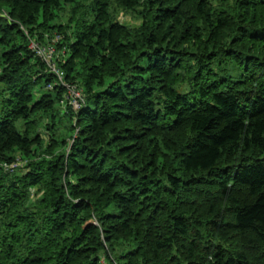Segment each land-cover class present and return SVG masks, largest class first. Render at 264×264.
<instances>
[{
    "label": "trees",
    "instance_id": "trees-1",
    "mask_svg": "<svg viewBox=\"0 0 264 264\" xmlns=\"http://www.w3.org/2000/svg\"><path fill=\"white\" fill-rule=\"evenodd\" d=\"M54 33L76 109L28 47ZM40 114L67 136L44 146ZM18 157L0 264H264V0H0V161Z\"/></svg>",
    "mask_w": 264,
    "mask_h": 264
},
{
    "label": "rangeland",
    "instance_id": "rangeland-1",
    "mask_svg": "<svg viewBox=\"0 0 264 264\" xmlns=\"http://www.w3.org/2000/svg\"><path fill=\"white\" fill-rule=\"evenodd\" d=\"M214 3L217 2V0H212ZM88 4V1L85 2H81L79 5L77 6H71V5H65L63 6V8L59 11V17L56 19V23H60V24H67L69 23L70 25L73 23H77L82 17H86L87 19L90 18L89 16V10H87L85 8V5ZM112 9L114 10V13L116 15V18L122 22H124L125 24L128 25H132L135 27H138L141 23V18L139 17L137 12L134 11H129V10H124L122 8H118L117 6H115L114 4L112 5ZM2 15L8 18V15L6 14V12H2ZM51 39V41L49 43H51L54 47V57H53V61L54 63H56L58 60L57 58L59 57V52L56 49V44L59 41V35H57V33L52 34V37L49 38ZM58 63V62H57ZM47 69V68H46ZM69 83H66V85H68ZM74 86L77 87V85L74 84ZM78 88V87H77ZM76 88V89H77ZM80 91H82L81 88H78ZM67 93L69 94V98L71 99V103H73L74 101V94L72 92H69L68 89H66V93L64 94V96H67ZM68 96L64 99H68ZM68 100H65L63 104H60L61 107H66V105H69V103H67ZM39 121L38 124L40 123V127L37 128V130L40 132V134H43V144L44 146H46L47 144L51 143L50 140V132H52L53 137L56 138H61V135H64L65 137L66 135V126H67V120L64 119L63 122H60L59 124H57L56 129L54 131H50L46 130L44 127V125H47V123L49 122V118L43 115H38ZM38 118V117H37ZM19 126V125H18ZM73 138H67L68 141V145L65 148L66 151H68L69 145L71 144V142L73 141ZM70 142V144H69ZM43 146V149L45 148ZM59 151V149H58ZM42 154H49V152H43ZM36 158V157H35ZM13 166L11 167L10 164H6L3 161H0V168H2L4 171H8V172H14L16 170L21 169L19 172H21L22 170L26 171L25 166L27 164V159L22 158L20 159L19 157L14 160L12 162ZM28 196H29V200L26 202V206L29 210H35L32 206L35 205L37 203V201L39 200V198L41 197V192L33 187H29L28 188ZM123 245H118L116 246V251L119 252L121 250V248Z\"/></svg>",
    "mask_w": 264,
    "mask_h": 264
},
{
    "label": "built area",
    "instance_id": "built-area-1",
    "mask_svg": "<svg viewBox=\"0 0 264 264\" xmlns=\"http://www.w3.org/2000/svg\"><path fill=\"white\" fill-rule=\"evenodd\" d=\"M51 39L47 38V41L45 43H41L35 38H31L28 44L29 49L37 56L39 57L47 66V69L49 72L55 74L57 76L59 82L65 86L69 92H72L75 96L73 103H71V99L69 98V94L67 93L68 99H64L67 96H63L60 99V104H63L65 100H68L67 103H69L72 108L76 109L79 107L80 102L83 100L81 91L73 85H66V83L63 82V72L57 67L56 63L53 61L54 57V47L51 43H49ZM77 88V89H76ZM10 166L12 167L13 164L10 163Z\"/></svg>",
    "mask_w": 264,
    "mask_h": 264
}]
</instances>
